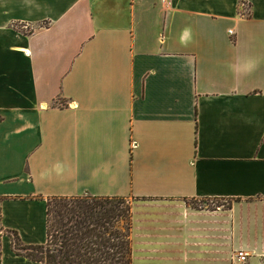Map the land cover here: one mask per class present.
I'll list each match as a JSON object with an SVG mask.
<instances>
[{
	"label": "crops",
	"instance_id": "obj_1",
	"mask_svg": "<svg viewBox=\"0 0 264 264\" xmlns=\"http://www.w3.org/2000/svg\"><path fill=\"white\" fill-rule=\"evenodd\" d=\"M52 196L235 200L264 264V0H0V264ZM190 225L134 212L135 264H235Z\"/></svg>",
	"mask_w": 264,
	"mask_h": 264
},
{
	"label": "trees",
	"instance_id": "obj_2",
	"mask_svg": "<svg viewBox=\"0 0 264 264\" xmlns=\"http://www.w3.org/2000/svg\"><path fill=\"white\" fill-rule=\"evenodd\" d=\"M48 241L24 244L13 234L14 249L44 264H135L133 213L124 197L48 198Z\"/></svg>",
	"mask_w": 264,
	"mask_h": 264
},
{
	"label": "rangeland",
	"instance_id": "obj_3",
	"mask_svg": "<svg viewBox=\"0 0 264 264\" xmlns=\"http://www.w3.org/2000/svg\"><path fill=\"white\" fill-rule=\"evenodd\" d=\"M126 199L131 206L132 213H139L143 219L147 218V220L154 221L171 218L191 230L200 228L193 227L190 224H207L209 226L204 227L205 229H212L211 231L216 229L217 235H196L207 236V239H209V236L214 237L216 241L212 240L210 244H217L216 246H218L216 249L211 247V249L201 250L203 251L202 254H205L200 257L202 261H212L214 257H210L212 255L209 254H215L216 252L228 253L229 255H224V259L231 260L229 259L230 256H235L238 251L230 248L232 230L235 227L234 217L231 214L232 208L236 204L235 200L227 198L142 199L135 197ZM245 225L246 222L244 229H246ZM207 244L209 243H202L201 245ZM225 244H228L229 247H221Z\"/></svg>",
	"mask_w": 264,
	"mask_h": 264
},
{
	"label": "built area",
	"instance_id": "obj_4",
	"mask_svg": "<svg viewBox=\"0 0 264 264\" xmlns=\"http://www.w3.org/2000/svg\"><path fill=\"white\" fill-rule=\"evenodd\" d=\"M162 2H166L167 0H161ZM233 33V31H230ZM250 253L245 250H238L236 255L234 256L235 264H246L249 260Z\"/></svg>",
	"mask_w": 264,
	"mask_h": 264
}]
</instances>
